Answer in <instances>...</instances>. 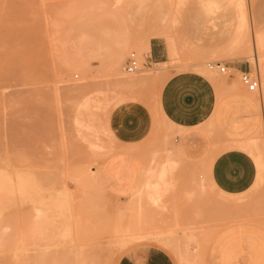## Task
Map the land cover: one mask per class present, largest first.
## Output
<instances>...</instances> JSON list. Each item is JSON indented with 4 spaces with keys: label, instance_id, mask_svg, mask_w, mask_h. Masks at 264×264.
<instances>
[{
    "label": "rangeland",
    "instance_id": "obj_1",
    "mask_svg": "<svg viewBox=\"0 0 264 264\" xmlns=\"http://www.w3.org/2000/svg\"><path fill=\"white\" fill-rule=\"evenodd\" d=\"M96 1H103L111 10L86 8ZM115 1L2 0L0 16L7 19V23L0 28V264H112L119 252L125 251L132 242L124 248L121 246L119 237L122 233L118 228L127 225L139 226L145 235L159 234L152 239L159 245L167 238L162 237V232H180L174 238H168L173 244L167 246L175 252L177 249L188 251L193 264H204L207 246L223 229L237 223H252L228 218L233 214L230 212L236 211V205L264 222V121L247 142L226 141L215 145V155L225 147H243L260 160V184L244 197L220 191L208 173L200 169L193 174L192 179L196 178L194 189L191 183L181 180L190 168L178 162L176 172L179 176L164 197V204L147 191L126 200L106 192L100 178V164L120 150L113 146L115 143L109 137L108 111L127 101L142 102L155 111L153 100L157 98L161 83L169 75L188 70L184 66L200 62L203 69L208 70L207 64L211 62L246 58L241 57L239 51L248 45L245 43L236 44L233 47L238 46V49L224 50L219 55L194 54L186 33L190 11L194 9V12L209 17L230 11L236 27L241 24L244 31L253 32L245 15L250 0H242V8L236 0V3L226 0L231 6L226 10H222L225 0H219L221 10L215 14L205 11L204 0H159L162 3L158 5L156 0H124L127 7L132 2L147 8V13L142 11L146 21L166 23L161 29L162 37L170 41L176 36L180 42L177 44L178 56L172 52L168 63L149 64V48L134 44L132 39L139 36L144 39L145 34L152 35L160 28L156 26L150 32H142L139 29L142 20L136 14L131 16L127 10H123L121 20ZM165 4L170 16L164 13ZM124 36L131 43L122 51L118 38ZM182 38L190 47L181 45ZM247 49L245 54L250 59L255 60L254 54L259 55L260 60L264 58L262 52L251 45ZM132 52L140 57V70L125 74L122 67ZM115 53L120 57L110 64L108 58L111 60ZM73 57L86 61L80 71H70L66 67L65 61ZM161 69L162 78L159 76ZM255 69L252 65L253 72ZM210 73L225 86L222 78L226 74ZM238 80L240 83V73ZM249 94L259 100L258 91L255 95ZM84 101L88 106L105 101L102 109L96 110L97 117H90L93 125L89 127L76 123L77 118L86 121L92 111V108L80 107ZM160 126L164 133L155 131L152 139L136 151L146 159L148 174L162 163L166 153L162 142L171 140L168 137L176 132L164 121H160ZM203 129L217 142V137L211 133L212 121ZM201 175L207 177L210 184H206L202 193L197 184ZM2 184H13L16 189H5ZM39 203L45 210L44 219L36 222L34 207ZM225 206L233 210L225 209ZM60 209H64L62 213H59ZM214 231L218 233L208 242L207 235ZM183 233L194 239L188 241ZM144 242L147 241H136L132 245Z\"/></svg>",
    "mask_w": 264,
    "mask_h": 264
},
{
    "label": "crops",
    "instance_id": "obj_2",
    "mask_svg": "<svg viewBox=\"0 0 264 264\" xmlns=\"http://www.w3.org/2000/svg\"><path fill=\"white\" fill-rule=\"evenodd\" d=\"M156 1L157 5L162 3ZM224 3L222 10L230 9V2L226 4L225 0ZM203 7L207 13L215 14L221 10V3L219 0H204ZM146 9L138 3H128V7L124 4L123 10L131 16L136 14L142 20L139 28L142 32H150L156 26L160 28L157 33L145 34L144 39L135 37L132 42L149 45V64H166L170 53L178 56L177 44L180 42L176 36L170 41L162 37L161 29L166 23L147 22L144 18L146 14L142 12L147 13ZM164 13L170 16L167 5ZM245 15L250 31L264 28V0H250ZM233 17L230 11L209 17L192 9L186 31L191 47L184 38L181 45L190 47L194 54L219 55L229 50L238 27ZM128 42L131 43L129 38ZM247 50V46L239 50L241 57L246 58L220 62L228 70L226 77L222 78L225 86L215 75V82L209 79L200 62L192 63L184 66L188 70L169 75L161 83L157 98L153 100L155 111L139 101L121 102L108 111V136L114 141L113 146L120 149L100 164L101 182L109 195L121 200L130 199L145 185L152 197L159 198L164 204V197L175 186L179 176L177 162L190 168L188 175L181 176V180L191 183L194 189L196 178H192L199 169L208 173L217 189L231 196L244 197L254 186H259L261 163L252 151L243 147H225L217 155L214 154L217 143L247 142L264 121L262 103L250 95L238 80L239 73L252 71L254 65L259 73L260 92L264 91V61L258 65L245 54ZM159 76L162 78V69ZM233 87L235 89L231 90ZM160 121L176 132L168 137L171 140L165 144L162 142L167 152L162 156V163L159 162L148 174L146 159L136 151L152 139L155 131L164 133V128L159 127ZM209 121L213 123L211 133L217 137V142L203 129ZM175 133L178 134L174 136ZM169 151L173 152V157L177 156L176 159H165ZM68 207L72 213L71 205ZM63 210L60 209L59 213ZM140 240L147 242L132 245ZM151 242L158 244L144 238L132 241L125 251L119 252L112 264H181L177 252L164 243L158 244V247ZM204 261V264H264V226L237 223L223 229L207 246Z\"/></svg>",
    "mask_w": 264,
    "mask_h": 264
},
{
    "label": "bare ground",
    "instance_id": "obj_3",
    "mask_svg": "<svg viewBox=\"0 0 264 264\" xmlns=\"http://www.w3.org/2000/svg\"><path fill=\"white\" fill-rule=\"evenodd\" d=\"M111 2V1H110ZM116 3L115 4H117L116 6H118V9H119V11H120V14L122 15L123 14V8H124V4H125V2H124V0H116L115 1ZM231 2L233 3V2H235V0H231ZM236 2L238 3V5H240V7L242 8V0H236ZM235 2V3H236ZM88 3V2H87ZM91 3V2H90ZM114 4V5H115ZM88 7H86V8H93V9H98V10H103V11H107L108 9L107 8H109L108 6H106V4L102 1V2H99V1H96V2H92L91 4H88L87 5ZM111 7H112V4L110 5ZM115 6V7H116ZM9 7V6H8ZM247 7V6H246ZM0 8H1V11H2V8H3V6H2V0H0ZM7 9V8H6ZM110 9V8H109ZM89 10V9H88ZM111 10V9H110ZM110 10H108V11H110ZM114 10H115V8H114ZM0 11V12H1ZM4 11H5V9L3 10V14H4ZM118 11V12H119ZM242 13H241V15L243 16L244 14H243V10L241 11ZM6 13V12H5ZM109 13H111V12H109ZM112 13H113V11H112ZM112 13H111V15H112ZM1 14V13H0ZM2 14V15H3ZM115 13H113V15H114ZM116 14H117V11H116ZM112 15V17H114ZM118 15V14H117ZM119 17H120V19L121 20H123V15L122 16H120V15H118ZM11 17V16H10ZM4 18H5V16H4ZM15 18V17H14ZM13 19V18H12ZM11 19V20H12ZM17 17L15 18V21H17ZM20 20V19H19ZM120 20V21H121ZM7 19L6 20H4L3 19V17H1L0 16V28H2L7 22ZM11 22V21H10ZM240 28H239V31L238 32H236V34H235V36H233L232 37V39H231V41H230V49H229V51L230 52H232V50L233 49H238L239 47V45H240V43H245V44H248L247 46H249V45H251L252 47H255L256 49L255 50H259L260 52H262L261 53V55L262 56H264V28H262V29H257V30H253V32H251V33H248V32H246V31H244L242 28H241V24H239L238 25ZM122 27V26H121ZM4 29V28H3ZM119 29H121L120 27H119ZM126 29V28H125ZM123 31H124V29H123ZM118 41L120 42V47L122 48V51H123V49L127 46V44H129V42H128V38H127V36L125 37H119L118 38ZM117 41V42H118ZM142 44V43H141ZM236 44H238V46H235V47H233L234 45H236ZM144 45V44H143ZM144 46H147L148 48H149V45L147 44V45H144ZM118 47V46H117ZM238 47V48H237ZM122 51H121V53H122ZM146 54V53H145ZM147 54H149V52H147ZM121 55V54H120ZM120 56H119V54H117V53H115V54H113L112 56H111V60H109V58H108V62L110 61L111 63L110 64H113L118 58H119ZM146 57V56H145ZM254 57H255V61L258 63V65L259 64H261L263 61H264V58H262L261 60L260 59H258V57H259V55H255L254 54ZM103 59V58H102ZM84 63H86V61H85V59L83 60V58L82 59H80V58H77V57H73V58H70L69 60H66L65 61V65H66V67H68V69L70 70V71H73V70H76V71H80V69H81V65L82 64H84ZM256 63V64H257ZM108 65V64H107ZM207 67H208V70H206V69H203V71H204V73L208 76V78L209 79H211L213 82H215L216 81V79H215V77H214V75L212 74V73H210V71L212 72V71H216V70H212V69H210V67H209V63L207 64ZM217 72V71H216ZM254 72H256L257 74H258V76H259V73H258V69H255V71ZM161 88V87H160ZM252 94H257V92H254V93H252ZM258 94H260V98H259V101H261V103H262V105L264 106V91L263 92H260V90L258 91ZM93 102V101H92ZM104 102L105 101H102V102H95L94 104H92L91 106H88V104H86V102L84 101V103H83V105H81L80 107L83 109V108H87V109H91L92 108V111H91V113H89V115H88V118L86 119V121H83V120H80V119H76V123L78 124V125H86L87 127H89V126H92L93 125V123H92V118L90 119V117H94V115L96 116V110L98 111H100L101 109H102V107H103V105H104ZM93 115V116H92ZM97 117V116H96ZM95 117V118H96ZM96 120H97V118H96ZM98 122V121H97ZM253 140V139H252ZM252 142V141H251ZM247 149V148H246ZM168 150H170V149H168ZM167 152V151H166ZM172 153L173 152H168V154L166 155V157L167 158H170L171 160L172 159H176V157L177 156H174L173 157V155H172ZM172 155V156H171ZM151 166V165H150ZM150 166H148L149 167V169H150ZM147 171H148V168H147ZM198 178V177H197ZM208 179H207V177L206 178H204V176L203 175H201V177H199L198 178V181H197V184H198V188H199V190L201 191V193H202V191H204L205 189H206V187H207V185H210L208 182H209V180L207 181ZM194 182V181H193ZM207 184V185H206ZM2 187H4L5 189H10V190H14V189H16L15 188V186L13 185V184H8V186L6 185V184H2ZM145 191H147L148 192V188L147 187H143V189H141V191L139 192V194L141 195V193H144ZM139 197H141V196H139ZM60 199V198H59ZM45 202V201H44ZM40 204V203H39ZM136 205H138V203H136ZM232 206H234V205H232ZM43 206L40 204L39 206H37L36 208L34 207V209H35V211H36V219H34V220H36V222H37V220L39 219L40 221H41V219H44V215H43V212L45 211V210H43V208H42ZM56 208V207H55ZM225 209H229L230 211H232L233 209H231V207L230 206H225L224 207ZM233 208V207H232ZM234 210H236V211H232V212H230V213H233V214H231L228 218L230 219V220H239V221H246V222H254V223H258V224H261V225H263L264 226V222H263V220H259V218H258V216L257 215H253V214H250V213H246V212H243L242 211V207L241 206H238V205H236V207L234 208ZM64 212H66V211H64ZM226 214V213H225ZM68 218H70V217H68ZM68 218H66V219H68ZM63 219H65V217L63 218ZM43 221H45V220H43ZM68 221L70 222V220L68 219ZM221 221H222V219H221ZM46 222V221H45ZM34 223H35V221H34ZM64 223V222H63ZM71 223V222H70ZM38 224H39V222H38ZM220 225L221 224H223V223H219ZM40 225V224H39ZM42 225V224H41ZM53 225V224H52ZM65 225H67V223L65 224ZM64 225V226H65ZM178 224H175V226H177ZM38 226V225H37ZM181 226V225H180ZM41 227V226H40ZM46 228V227H45ZM47 231H48V229H46ZM118 230H119V232L120 233H122V235H120V237H119V239H121L122 241V244H121V246H122V248H124L129 242H131V241H134V240H136V239H140V238H144V239H155V237H156V235H159V234H157V233H148V234H142L141 232H140V227L139 226H130V225H127V226H120L119 228H118ZM137 231V232H136ZM192 233V232H191ZM218 232H216V231H214L213 233H211V234H209V235H207V237H206V239H208V242L217 234ZM178 234H180V232H178V231H168V232H162V237H167V238H165L166 240L165 241H163V243L165 244V245H168V244H173V242H172V239H169L168 240V238H170V237H173L174 238V236H177ZM193 234V233H192ZM183 235L186 237V239L188 240V241H190L191 239H194V238H192V236H189L188 234H186V233H183ZM43 237V236H42ZM157 237H159V236H157ZM156 237V238H157ZM121 242H119V244L121 243ZM175 245V244H174ZM182 249V248H181ZM177 253H178V256H179V258H180V262H181V264H193V260H192V255L191 254H189L188 253V251H181V250H178L177 249ZM42 252V251H41ZM45 252H47V251H45ZM42 254H44V252H42ZM176 255V254H175ZM205 262V261H204Z\"/></svg>",
    "mask_w": 264,
    "mask_h": 264
},
{
    "label": "built area",
    "instance_id": "obj_4",
    "mask_svg": "<svg viewBox=\"0 0 264 264\" xmlns=\"http://www.w3.org/2000/svg\"><path fill=\"white\" fill-rule=\"evenodd\" d=\"M209 67L219 73L227 74L228 70L224 64L220 62H211ZM140 70V57L132 52L126 59L122 67V72L125 74H134ZM241 84L249 93H254L260 90V78L256 72L246 71L240 74Z\"/></svg>",
    "mask_w": 264,
    "mask_h": 264
}]
</instances>
